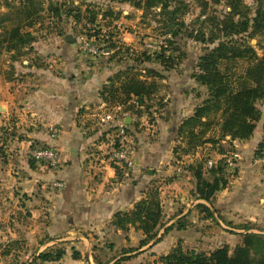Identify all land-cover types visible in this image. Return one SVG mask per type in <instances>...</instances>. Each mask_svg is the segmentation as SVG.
<instances>
[{
    "label": "crops",
    "instance_id": "0c3cea01",
    "mask_svg": "<svg viewBox=\"0 0 264 264\" xmlns=\"http://www.w3.org/2000/svg\"><path fill=\"white\" fill-rule=\"evenodd\" d=\"M51 47L59 74L39 70L33 85H11L0 77V147L8 156L0 151V246L9 239L15 244L26 239L30 250L64 247L61 260H36L38 264H160V257L177 245L192 244L190 251L198 252L210 240L207 235L216 233H210L214 228L223 242L218 248L232 249L246 234L264 235V167L255 157L264 139V102L251 138L231 143L238 156L234 175L225 168L227 185L206 202L199 198L185 166L170 163L178 127L205 100L198 92L206 88L194 85L200 89L187 94L184 85L173 88V97L169 94L161 103L164 107L153 113L155 141H144L130 122L127 128L139 142L134 144L136 168L126 174L106 162L113 132L98 123L109 115L115 125L131 119L125 106L124 113L115 108L113 113L107 108L109 100L100 95L118 70L103 61L105 57L86 64V59L75 57L72 46L58 40ZM52 129L58 130L54 138ZM32 143L59 149L61 165L28 162ZM198 156L195 153L186 164ZM180 169L184 174L176 177ZM153 185L158 188L162 220L155 238L140 246L141 231L134 227L122 231L112 221L115 214L133 210ZM10 261L0 253V264Z\"/></svg>",
    "mask_w": 264,
    "mask_h": 264
},
{
    "label": "rangeland",
    "instance_id": "374dc122",
    "mask_svg": "<svg viewBox=\"0 0 264 264\" xmlns=\"http://www.w3.org/2000/svg\"><path fill=\"white\" fill-rule=\"evenodd\" d=\"M26 1L30 0H0V77L2 80L11 85H33L36 81L34 77L39 70L46 73L53 70L54 74H59L61 67L57 64L59 63L57 59L52 58L53 52L51 50V45L54 44L55 40H58L62 45L68 44L72 46L75 57L86 59L84 61L86 64L94 62L93 60L96 58L105 57L103 61L109 62L111 67L118 70L109 77L106 85L110 86L112 83L114 87H119L123 81L124 74L127 72L139 75L140 79H147L149 83H153L154 88L150 100L148 103L146 102L148 108L140 104L136 107L129 104V101L123 104L120 102H124L122 100L124 97L121 95L118 96V99H113L111 95L105 94L110 102L107 108L112 111L115 107L123 105V110L125 106L124 112H129L127 114L131 117L130 122H133L135 131L140 134L144 141L152 142L158 137L157 132H153L156 126V116L153 113L164 107L161 103L167 99L169 94L171 98L173 97V88L176 89L179 85H184L186 94L189 91L200 89L194 86L199 85L195 80V75L198 74L197 65L199 58L206 55L212 47L208 43H201L194 39L200 35L198 31L204 34L205 39L208 37L210 23L202 22L209 18L210 15L223 17L230 11L229 3L237 0H171L168 2V7L165 11L160 9L159 2H155V5L157 4L156 7L147 9L144 8L143 4L137 7L132 2H123L121 0H31L32 3L28 5L30 12L40 8H43V10L35 11L32 15L25 16L21 11L22 9L19 10V7H22L21 3ZM239 1L240 7H246L248 14L252 17L259 0ZM262 2L264 5V0ZM54 4L60 6V11L57 16L53 17L52 14L47 13L46 9ZM174 9H177L178 12H176L175 18L171 20L168 13L174 11ZM262 11H264V7H262ZM169 22L174 25L173 30L177 32L175 36H172L168 28L164 26V23ZM17 26L19 27L20 35L24 34L23 39L20 38L21 40L19 37L15 38L10 34L11 30ZM25 33H28V35ZM66 35H70L74 42H67L65 40ZM82 38H94L97 42L105 43L107 49L103 54L94 57L83 54L79 49ZM246 40L257 54L261 56L260 47L264 45V34H257L252 39ZM160 57H164V60L162 61ZM168 58L170 60H167ZM151 72L156 74L152 75L150 74ZM198 93L204 94L207 98V89L204 90V93L202 91ZM261 104L262 102L258 104V107H261ZM263 107L264 105L261 108ZM112 112L114 113V111ZM111 118L98 119L99 127L108 125L112 133L117 126L123 124L126 126L127 133L135 138L133 144L139 142L133 132L127 128L128 125H125V121L120 119L118 124L115 125L109 122L113 120V115H111ZM142 118H144L143 121L139 120ZM52 130L50 135H52ZM174 142L173 149H179L178 152L172 154L173 160H170V163L178 162L177 165L180 168L185 166V170L193 177V172L189 168L194 163L190 164V166L186 164V161H189L193 155L182 152L186 147L184 141L175 139ZM30 145L32 147H52L35 145L34 143ZM231 147L229 143H219L216 146L204 145L195 151L199 155L198 158L203 162L204 179L212 180L213 176L209 173L210 170L224 167L225 158L233 153ZM0 151L5 154L2 146ZM221 152L222 154H220ZM4 154L3 157L7 158V154ZM108 159L109 154L106 155V162L115 170L122 171ZM27 161L34 162L28 158ZM180 161L181 163L184 162L185 165L181 164ZM209 161L213 162L212 166H208ZM41 165L47 166L45 164ZM183 170H176L175 176H180ZM227 171L230 172V175H234L235 171L228 169ZM170 177H173V173ZM165 180H168V178ZM183 180L189 183L186 176ZM193 181V187L196 190L194 177ZM152 187L151 189H158L154 185ZM191 190L193 191V188ZM158 200L160 201L159 193ZM217 226L214 223V227ZM217 230L214 228L210 233L214 231L216 233L207 235L210 240L205 241V244L201 245L202 247L199 246L202 252L210 253L223 244ZM96 237L98 238V236ZM13 241L16 240L9 239V241L0 246L2 256L11 258V261L7 262V264H38L36 260H39V255L49 252L55 253L58 250H64L65 252L64 247H56L50 250H39L40 248L30 250V245L26 239L17 240L16 244ZM229 245L232 248L233 242ZM180 247L184 251H190L189 247H192V244H186L185 248L183 246ZM95 249L99 250L98 248ZM201 250H198V252ZM22 256L26 257L27 260L21 261ZM96 257L98 259L99 251L96 252Z\"/></svg>",
    "mask_w": 264,
    "mask_h": 264
},
{
    "label": "trees",
    "instance_id": "16d2710c",
    "mask_svg": "<svg viewBox=\"0 0 264 264\" xmlns=\"http://www.w3.org/2000/svg\"><path fill=\"white\" fill-rule=\"evenodd\" d=\"M132 2L134 6L141 4L144 8L156 7L159 2L160 9L165 11L171 0H121ZM32 1L21 3L19 10L25 16L32 15L43 8L28 10ZM205 4V3H204ZM264 7L259 0L254 15L250 17L246 7H240V1L229 3L230 11L223 17L210 15L202 23L209 22L210 29L205 39L201 31L195 41L208 43L212 47L208 53L199 58L197 65L198 74L195 80L207 91V98L196 107L194 114L184 120L178 127L177 139L185 142L184 154L194 155L201 146H216L219 143L249 140L255 130L256 123L261 119L262 111L258 104L264 102V45L260 47L261 56L251 47L246 39H252L257 34H264ZM244 10L242 11V9ZM47 13L57 16L60 6L54 4L46 9ZM178 10L168 13L171 20L175 18ZM205 14V13H202ZM11 36L23 39L19 27L10 32ZM28 35V33H25ZM21 40V39H20ZM162 61L164 60V57ZM167 60H170L169 58ZM150 74H156L151 72ZM111 81V80H110ZM111 83V82H110ZM153 83L147 79H140L139 75L125 73L119 87L104 86L101 97L107 100L105 94L118 99L123 96V104L135 98L140 105L148 108ZM108 101V100H107ZM147 102V103H146ZM179 148L174 149V153ZM222 154V152L220 153ZM264 155V139L259 144L255 157ZM203 162L197 161L190 166L193 177L196 180V192L201 200L211 202L215 193L225 188L227 180L224 169H211L212 180L203 177ZM205 208L204 206H202ZM162 208L158 200L157 189H149L145 197L137 202L130 212L115 214L112 225L115 228L127 232L130 227L141 231L144 239L140 246L145 245L156 236L157 227L161 224ZM182 226L179 225L180 229ZM64 250L55 253L39 255V261L57 262L62 259ZM76 255H74L75 257ZM127 260L123 258L122 261ZM160 264H264V235L246 234L232 250L224 245L216 250L205 253L184 251L180 246L172 248L166 256L159 259Z\"/></svg>",
    "mask_w": 264,
    "mask_h": 264
},
{
    "label": "built area",
    "instance_id": "2783aa9c",
    "mask_svg": "<svg viewBox=\"0 0 264 264\" xmlns=\"http://www.w3.org/2000/svg\"><path fill=\"white\" fill-rule=\"evenodd\" d=\"M80 51L83 54H88L90 56H98L99 54H103L106 51L107 47L103 42H97L94 38H82L80 42ZM131 105L138 107V102L135 99L130 101ZM122 106L115 107L116 112H120L122 110ZM107 119H112L109 115ZM57 130H52V137H55L57 134ZM111 148L109 154V161L114 164L116 167L124 171L126 174L132 172L136 168L135 163V149L133 144V138L126 131V126L120 124L117 126L113 132ZM28 159L40 163L45 164L51 168H57L62 163L61 152L53 147H39V146H29L27 150ZM237 158L236 154H231L227 156L224 160L225 168L228 170H233V172L237 169ZM256 161L264 167V155L257 158ZM213 162L209 161L208 166H212ZM56 187H61L60 184H55Z\"/></svg>",
    "mask_w": 264,
    "mask_h": 264
},
{
    "label": "water",
    "instance_id": "95a60500",
    "mask_svg": "<svg viewBox=\"0 0 264 264\" xmlns=\"http://www.w3.org/2000/svg\"><path fill=\"white\" fill-rule=\"evenodd\" d=\"M164 24H165L164 26H165L166 28H168V31L171 32V35H172V36H175V35L177 34V32H176L175 30H173L174 25H173L172 22L164 23ZM65 40H66L67 42H69V43L74 42V39H73L70 35H66V36H65ZM1 110H2V109L0 108V111H1ZM125 125H130V118L127 119V120L125 121Z\"/></svg>",
    "mask_w": 264,
    "mask_h": 264
}]
</instances>
